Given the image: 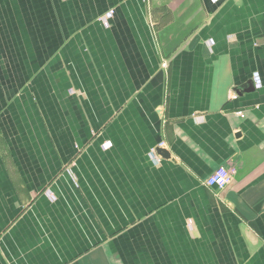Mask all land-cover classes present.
<instances>
[{"label":"crops","instance_id":"obj_1","mask_svg":"<svg viewBox=\"0 0 264 264\" xmlns=\"http://www.w3.org/2000/svg\"><path fill=\"white\" fill-rule=\"evenodd\" d=\"M0 264H264V0H0Z\"/></svg>","mask_w":264,"mask_h":264},{"label":"built area","instance_id":"obj_2","mask_svg":"<svg viewBox=\"0 0 264 264\" xmlns=\"http://www.w3.org/2000/svg\"><path fill=\"white\" fill-rule=\"evenodd\" d=\"M111 16H112V10H109L105 14H103L99 17V21L103 25L108 26L109 25L108 18ZM258 83H260V82H258ZM238 114L241 116L243 115L242 112H238ZM158 145L162 146L163 142H160ZM148 155H149V158L152 160V162L155 164H158L161 160L160 156L156 153L155 148H152L149 151ZM233 175H234V170L232 168L220 165L217 168H215L211 172V174H209V176L205 179V184L209 187H215L217 189H223L232 182ZM45 194L51 200H53L55 198V195L50 190H46Z\"/></svg>","mask_w":264,"mask_h":264},{"label":"water","instance_id":"obj_3","mask_svg":"<svg viewBox=\"0 0 264 264\" xmlns=\"http://www.w3.org/2000/svg\"><path fill=\"white\" fill-rule=\"evenodd\" d=\"M252 84L253 83L251 81L250 82L248 81L247 87L241 93H248L249 91H252L253 90ZM239 94H240V92H239ZM155 151L162 158H167V159L171 158L169 151L163 147H157L155 149Z\"/></svg>","mask_w":264,"mask_h":264}]
</instances>
